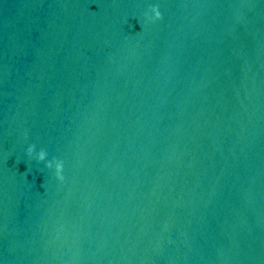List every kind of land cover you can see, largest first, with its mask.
<instances>
[{"label": "water", "instance_id": "obj_1", "mask_svg": "<svg viewBox=\"0 0 264 264\" xmlns=\"http://www.w3.org/2000/svg\"><path fill=\"white\" fill-rule=\"evenodd\" d=\"M0 264H264V0H0Z\"/></svg>", "mask_w": 264, "mask_h": 264}, {"label": "clouds", "instance_id": "obj_2", "mask_svg": "<svg viewBox=\"0 0 264 264\" xmlns=\"http://www.w3.org/2000/svg\"><path fill=\"white\" fill-rule=\"evenodd\" d=\"M162 14L158 8V6H152L149 8L148 12L145 13V20L148 23H156L157 21L162 20ZM26 154L28 157L34 158L38 163L39 162H45L47 160V153L44 150L36 151L35 145H29ZM46 167L48 169H54L55 177L58 181L63 182L64 176V164L63 161L53 159L51 161H48L46 164Z\"/></svg>", "mask_w": 264, "mask_h": 264}]
</instances>
